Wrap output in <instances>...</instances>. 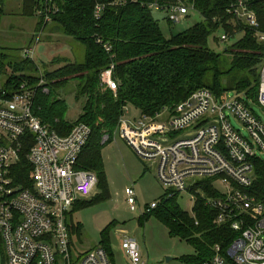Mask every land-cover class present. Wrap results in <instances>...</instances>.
I'll list each match as a JSON object with an SVG mask.
<instances>
[{"label": "built area", "instance_id": "2783aa9c", "mask_svg": "<svg viewBox=\"0 0 264 264\" xmlns=\"http://www.w3.org/2000/svg\"><path fill=\"white\" fill-rule=\"evenodd\" d=\"M188 2L151 7L166 11L176 24L194 9ZM53 3L36 0V14L45 24L58 11ZM104 9L97 4L96 19ZM229 13L258 29L249 0H236ZM220 38L228 40L226 35ZM255 38L264 44V33L256 32ZM35 52L36 47L26 51L25 57L33 59ZM102 83L111 91L118 90L113 68L102 74ZM38 85H45V79ZM34 95L33 86L26 84L13 95L0 87V264H112L100 247L73 257L70 253L67 216L77 201L92 197L98 187L95 173L79 169L92 130L85 124L76 125L67 136L51 130L34 115ZM253 105L264 112V64L258 101L251 108L236 95L220 98L203 89L156 117L141 115L130 120L124 115L114 134L103 138L104 144L114 138L124 141L141 161L153 165L169 193L187 195L192 208L199 196L217 211L216 224H231L238 237L226 250L214 246L212 259L203 264H264V203L251 193L256 180L254 161L264 160V123ZM232 119L242 127L237 129ZM31 142L26 158L32 167V188H25L18 182L16 167L23 148ZM207 181L211 195L200 189ZM126 195L136 212L134 191L127 189ZM155 208L157 203L144 213ZM122 248L128 264H144L135 240L124 238Z\"/></svg>", "mask_w": 264, "mask_h": 264}, {"label": "trees", "instance_id": "16d2710c", "mask_svg": "<svg viewBox=\"0 0 264 264\" xmlns=\"http://www.w3.org/2000/svg\"><path fill=\"white\" fill-rule=\"evenodd\" d=\"M182 1L54 0L58 11L52 15L51 23L58 25L67 38L85 47L84 61L71 62L57 57L51 61V67L62 63L64 66L41 70L35 65V58L24 57L7 65L10 74H7L5 64L0 62V72L4 68L6 75L3 87L13 95L23 84L33 86L34 115L51 130L61 136L69 135L78 124L88 125L92 130L91 138L80 155L79 169L96 174L101 194L91 201H77L67 216L72 257L84 252V228L80 222L74 221L75 213L109 197L102 159V149L106 145L103 138L114 134L120 118L129 107L142 116L156 117L166 110H173L203 89L220 98L227 94L236 95L249 108L258 101L264 44L256 40L255 33H264V0H249V6L258 19L257 30L229 13L236 0H189L188 3L194 6L193 11L199 13L203 21L168 39L155 20L151 6L157 4L160 8H170ZM97 4L105 6L100 19L94 15ZM4 6L5 0H0V23ZM36 6V0H23L22 15L37 16ZM168 21L174 25L169 18ZM47 26L41 19L37 32L44 31ZM219 32L227 36L228 44L231 43L223 52L209 47L210 38H216ZM219 41L221 38H216V42ZM112 68L116 92L102 83V74ZM41 79H45L43 86L38 85ZM72 82L76 83L73 86L76 101L83 103L82 113L75 122L67 120V103L61 97L63 90L72 88ZM28 138L32 140V135ZM32 144L23 148L21 161L16 167L18 182L25 188H32V167L26 158ZM254 165L256 180L251 193L264 203V160L258 157ZM208 182L202 183L200 189L211 195L205 185ZM178 196L164 195L157 208L144 213L143 219L155 214L170 235L192 242L199 256L188 259L190 264L211 260L214 246L220 245L226 250L238 237L231 224H216L217 211L206 206L202 198L198 196L189 212L178 205ZM109 228L102 233L98 247L115 264L107 237Z\"/></svg>", "mask_w": 264, "mask_h": 264}, {"label": "rangeland", "instance_id": "374dc122", "mask_svg": "<svg viewBox=\"0 0 264 264\" xmlns=\"http://www.w3.org/2000/svg\"><path fill=\"white\" fill-rule=\"evenodd\" d=\"M22 2L23 0H5L4 16L0 23V62L7 67L9 63L24 59L25 52L35 47L34 62L41 70L48 68L54 70L64 66L62 63L51 67V61L57 57L71 62L84 61L85 47L67 38L58 25L50 22L44 31L37 32L41 18L23 16ZM152 12L168 39L203 21L199 13L189 10L187 16L171 26L166 11L153 8ZM221 36L222 32L216 34V38L220 39ZM216 38L213 36L209 40V47L216 52H223L231 44L221 41L217 43ZM6 69L7 74H10L8 67ZM0 73L1 87L6 82L4 68ZM75 84L72 82L71 89L61 92L63 93L61 97L67 103L69 122H75L83 109L82 101L77 102L75 99L73 87ZM253 108L264 123V112L257 105H253ZM140 116V112L132 107L125 112V117L130 120L138 119ZM232 121L237 129L242 127L235 119ZM105 144L102 149V159L109 197L75 213L74 221L80 222L84 228L82 249L89 251L98 247L102 242V233L111 226L107 237L110 240L115 264H128L122 248L124 238H131L138 243L144 264H190L188 259L198 258L197 247L192 242L170 235L167 227L156 218L155 214L143 219L144 210L153 203L160 204L164 195L167 196L169 193V190L158 181L153 165L141 161L119 138H114ZM127 189H132L135 193L136 212H133L128 204ZM99 194L101 191L97 187L94 195L86 200L91 201ZM176 201L184 211H191L192 204L187 195H179Z\"/></svg>", "mask_w": 264, "mask_h": 264}]
</instances>
